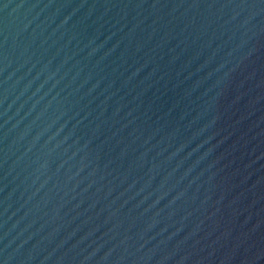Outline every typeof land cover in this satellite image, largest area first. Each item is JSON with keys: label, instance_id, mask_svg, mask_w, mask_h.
Returning a JSON list of instances; mask_svg holds the SVG:
<instances>
[{"label": "water", "instance_id": "water-1", "mask_svg": "<svg viewBox=\"0 0 264 264\" xmlns=\"http://www.w3.org/2000/svg\"><path fill=\"white\" fill-rule=\"evenodd\" d=\"M0 264H264V0H0Z\"/></svg>", "mask_w": 264, "mask_h": 264}]
</instances>
